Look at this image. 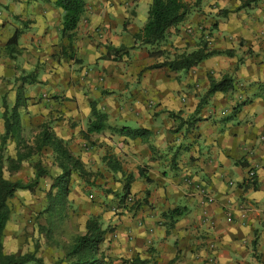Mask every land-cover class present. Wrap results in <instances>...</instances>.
Returning <instances> with one entry per match:
<instances>
[{"label": "crops", "instance_id": "crops-1", "mask_svg": "<svg viewBox=\"0 0 264 264\" xmlns=\"http://www.w3.org/2000/svg\"><path fill=\"white\" fill-rule=\"evenodd\" d=\"M84 1L62 33L55 0H0V139L4 105L17 122L0 153L13 161L18 127L32 130L49 156L48 197L61 198L47 211L76 210L75 235L94 218L109 264H264V0H181L185 19L144 45L135 35L152 0ZM204 44L221 52L187 70L161 65ZM223 77L231 89L209 93ZM91 105L105 114L99 132H87ZM57 256L29 264H66Z\"/></svg>", "mask_w": 264, "mask_h": 264}, {"label": "trees", "instance_id": "trees-1", "mask_svg": "<svg viewBox=\"0 0 264 264\" xmlns=\"http://www.w3.org/2000/svg\"><path fill=\"white\" fill-rule=\"evenodd\" d=\"M55 5L63 9V26L62 33L71 31L77 27V24L84 13L85 1L84 0H55ZM188 13V7L181 0H152L148 12V20L142 27L139 33L135 35V39L139 41L140 44H154L161 41L167 30L183 21ZM15 39L12 38L11 42ZM221 51L208 50L207 46L204 44L201 48L191 51L189 53H182L176 55L173 60L161 63V65H166L172 70H187L192 66H195L200 61L206 57L219 53ZM226 54H231L230 51H223ZM231 89V79L228 77H223L219 81H211L208 92L212 93L214 91H228ZM5 104V103H3ZM4 116L5 122V133L1 138V142H5L7 137L10 135L12 126L16 123L9 121L6 118V105ZM91 113L93 115V120L89 121L87 132H99L101 131L105 124V114L96 110L94 105H91ZM122 131L130 133V135H142L146 131L142 129H125ZM42 137L44 142L50 143L55 151L59 154V157L67 160L73 161V165H78L77 160L71 158V155L67 150L58 142L57 140L50 139L49 130H43ZM42 139V140H43ZM18 158V157H17ZM18 160V159H17ZM62 162V161H61ZM64 166L62 163H59ZM1 167V164H0ZM64 170V167H63ZM67 170V169H66ZM42 171H38V176ZM30 184H22L19 180H10L2 175L0 168V264H27L29 262L41 263V259L35 257L34 254L29 253H7L3 246V232L7 222L11 218V210L8 206V200L12 198L15 191L18 189H29ZM63 193V192H62ZM60 193V195L62 194ZM169 214H178L176 210L168 211ZM174 216V215H173ZM102 231L94 218H89L86 221V232L81 235H74V239L71 244L64 251V259L66 264H101V257L103 253L100 251L99 243L102 238ZM131 264H139L138 258H132L130 260Z\"/></svg>", "mask_w": 264, "mask_h": 264}, {"label": "rangeland", "instance_id": "rangeland-1", "mask_svg": "<svg viewBox=\"0 0 264 264\" xmlns=\"http://www.w3.org/2000/svg\"><path fill=\"white\" fill-rule=\"evenodd\" d=\"M18 130V136L15 137L17 152L13 161L4 153L5 150L1 149V172L5 178H9L14 174L15 177L19 176L21 180L27 179L25 182H20L22 184H30L31 188L18 189L19 193L23 194H15L13 198L8 200V206L11 210V218L8 221V225H11L6 235H4L5 246L7 247L5 252L34 255L39 253L42 259H54L58 257L57 255L64 257V251L67 250L66 246L71 244L74 235L79 231L77 211L67 204L61 211L63 216L52 215L48 212L49 210L47 211V203H52L51 205L57 211L58 208L61 209V206L56 204L59 199L61 201V198L59 196H56L55 199L48 197V194L50 195L51 193L49 191L50 193L47 194L50 187L48 189V185L45 184V177H41L44 166L48 165L49 156L43 154V152L36 153L37 151L40 152L42 143L36 139H32L33 144L30 142L32 130H27L24 125L19 126ZM8 139L4 143L1 142L2 144L0 145L2 147L6 146L10 141ZM39 170L42 173L38 176ZM52 191L54 192L55 189L53 188ZM90 199L88 200L90 204L96 202L95 198ZM39 206L43 207L37 208ZM105 251L104 249L102 251L103 255H100L101 264L112 262V257L105 254Z\"/></svg>", "mask_w": 264, "mask_h": 264}, {"label": "built area", "instance_id": "built-area-1", "mask_svg": "<svg viewBox=\"0 0 264 264\" xmlns=\"http://www.w3.org/2000/svg\"><path fill=\"white\" fill-rule=\"evenodd\" d=\"M246 177H247V179H253L255 177V171L253 169H249L246 173ZM125 200H126L125 205H131L132 204V197H127ZM207 200L211 201L212 198L207 197ZM227 220L230 221L231 217L230 216L227 217Z\"/></svg>", "mask_w": 264, "mask_h": 264}]
</instances>
